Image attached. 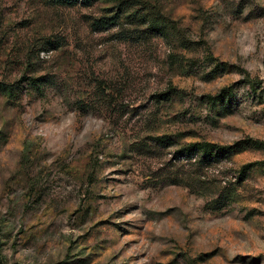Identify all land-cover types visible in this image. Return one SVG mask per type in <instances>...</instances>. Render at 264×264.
<instances>
[{"label": "rangeland", "instance_id": "obj_1", "mask_svg": "<svg viewBox=\"0 0 264 264\" xmlns=\"http://www.w3.org/2000/svg\"><path fill=\"white\" fill-rule=\"evenodd\" d=\"M248 139L264 0H0V264H264Z\"/></svg>", "mask_w": 264, "mask_h": 264}, {"label": "trees", "instance_id": "obj_2", "mask_svg": "<svg viewBox=\"0 0 264 264\" xmlns=\"http://www.w3.org/2000/svg\"><path fill=\"white\" fill-rule=\"evenodd\" d=\"M56 5L59 6H76L80 3L84 5H91L96 0H52ZM111 20V18H110ZM102 22V20L100 21ZM33 82L38 81V79H32ZM246 83H249L253 90H256L258 88L257 82L254 80H251L250 78H246ZM232 88H226L222 91V95L215 96L211 99L214 101H223L228 95H231ZM248 148H254V149H264V144L259 141H254L252 139L244 140L241 143H237L233 146H217L213 144H192L188 147H185L183 150H181L179 153H186L187 156H191L192 154H200L201 161H210L217 157H227L237 154L241 151H245Z\"/></svg>", "mask_w": 264, "mask_h": 264}]
</instances>
